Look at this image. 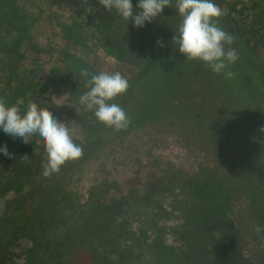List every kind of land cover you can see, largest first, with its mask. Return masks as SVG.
Returning <instances> with one entry per match:
<instances>
[{"label": "trees", "instance_id": "1", "mask_svg": "<svg viewBox=\"0 0 264 264\" xmlns=\"http://www.w3.org/2000/svg\"><path fill=\"white\" fill-rule=\"evenodd\" d=\"M92 1L97 3L0 0V99L19 107L22 114L32 100L46 109L49 80L58 76L69 89L73 111L81 116L87 134L82 158L45 177L48 157L38 137L25 144L0 132V145L6 143L14 154L11 158L0 154V198L14 196L0 218V264H11L9 242L22 237L31 243L27 258L32 264H264V141L257 143L256 136L264 119L258 124L248 121L264 97L247 101L250 90L264 96V61L253 51L264 42V8L255 3L256 13L246 21V16L236 17V5L225 11L226 1L214 0L225 13L218 25L234 37L232 47L239 55L228 66L236 69L237 77L229 83L245 107L233 119L231 107L217 96L214 84L219 75L202 62L186 60L178 44H164L163 20L169 8L152 24L137 29ZM43 21L59 29V46L43 47L35 39L34 31ZM100 50L125 64L137 66L148 59L147 72L130 78L127 93L114 101L130 120L121 131L106 127L79 103L91 76L101 72L90 61ZM53 52L54 65L41 61ZM198 90L215 94V101H209L219 108L214 110L216 116L202 119L201 134L211 131L218 139L205 143L222 152L232 135L241 141L244 165L235 168L222 161L196 173L150 168L144 181L134 177L127 182L125 195L112 197L114 187L105 182L86 204L72 208L62 183L73 169L94 160L131 129L167 114L175 99L191 100L189 95ZM237 195L246 198L253 219V256L238 246L241 230L233 218Z\"/></svg>", "mask_w": 264, "mask_h": 264}, {"label": "rangeland", "instance_id": "2", "mask_svg": "<svg viewBox=\"0 0 264 264\" xmlns=\"http://www.w3.org/2000/svg\"><path fill=\"white\" fill-rule=\"evenodd\" d=\"M80 1L86 2L87 0H76V3L79 2L80 4ZM225 1L223 5L225 11L236 5L239 11L236 17L244 19L246 16L248 18L245 19L246 21L256 13L253 8L255 3L261 4L264 8V0ZM175 2L176 0L171 1L172 6L163 20L164 44H173L175 32H178L182 22L181 17L176 13ZM91 5L100 7L98 0L97 3L92 1ZM243 12L245 14L241 16ZM58 33L59 29L56 28L55 24L43 21L34 31V36L43 47L50 45L54 48L61 41L58 39ZM253 51L264 61V42L256 46ZM146 55H148V51H146ZM55 58L56 54L53 52L51 56H45L41 61L49 63L52 66L55 64ZM90 61L101 72H119L127 80L139 74V76H142L147 72L148 65V59L141 60V64L137 66L119 62L104 50H100L98 56L90 59ZM235 70L232 66L228 67L226 71L230 72L231 76H226L225 74L218 76L217 82L214 84L219 89L218 95L213 91V88L211 89L218 96L220 102H224L231 107L230 116L232 115L233 119L241 116L245 107V104H242L244 99L242 100L234 94L233 84L229 83L231 79H237L235 77ZM59 79L60 77L58 78V76H51L48 83L49 91L47 96L44 97L43 102H46V109H49L51 116L69 124L73 121L76 122L73 140L81 146L87 142L86 130L83 128L81 116L78 117L73 111L74 106L69 98V89L62 85ZM194 94L196 95L195 98L193 97ZM215 94L208 91L206 93L203 91L202 93L198 90L189 95L191 100L175 99L174 108H169L167 114L154 122H148L131 129L130 132L118 140L109 143L98 153L94 160L83 162L80 166L73 169L64 178L62 183V187L65 190L64 195L66 197L69 196L68 198L71 200L69 203L73 204L72 208L76 209L77 205L86 204L92 192L95 191L94 189L105 182L114 187L111 189L112 197L125 195L127 193V182L134 177H139L140 180L144 181L150 168L165 169L177 167L183 168L189 173H196L206 166L218 165L222 161H226L228 165H232L235 168L238 165H244L240 140L235 137L233 138L231 135L226 148L220 152L215 148L213 149L212 146L207 145L204 141L207 139L216 143L218 140L216 134L211 131H203V134H201V124L203 123L202 119L204 115L210 114V116H216L217 111L214 110L219 109L216 105L212 106L213 104L209 101H215ZM257 96L264 97L260 92L250 90L247 93V101L253 103L257 102V100L261 101V98H257ZM191 101L196 102L197 108L193 107V102ZM257 108H254L249 115V123L258 124L262 118L264 119L263 100L262 103L257 105ZM257 112L259 115H257ZM89 118L92 121V117ZM187 118L192 120L191 123L186 121ZM256 136L258 138L257 143L264 141V126L257 125ZM261 165V171L264 176V162ZM13 198V195L0 198V218L4 216L8 203ZM233 218L241 230V235L238 237L239 248L245 255L253 256L254 223L247 206L246 198L243 195L236 196L233 207ZM30 247L31 243L25 237L10 241V263L32 264L29 263L27 258Z\"/></svg>", "mask_w": 264, "mask_h": 264}, {"label": "clouds", "instance_id": "3", "mask_svg": "<svg viewBox=\"0 0 264 264\" xmlns=\"http://www.w3.org/2000/svg\"><path fill=\"white\" fill-rule=\"evenodd\" d=\"M109 13L115 11L123 20L137 29H143L162 17L165 9L171 8V0H98ZM176 13L182 22L175 32L173 43L186 60L202 62L217 75L225 74L229 65L238 60V53L232 45L234 37L218 25L225 14L214 0H176ZM163 46L161 41L157 42ZM89 90L79 97L80 105L91 111L106 127L121 131L130 120L127 113L115 99L127 93L129 82L121 73L100 72L91 76ZM75 121L62 122L32 100L22 114L19 107L9 106L0 99V132L12 139L28 144L29 138L38 137L47 153L43 175L49 177L58 173L68 162L82 158L84 149L73 140ZM0 154L11 158L14 154L5 143L0 145ZM24 159H27L25 157ZM262 229L258 226L257 231Z\"/></svg>", "mask_w": 264, "mask_h": 264}]
</instances>
